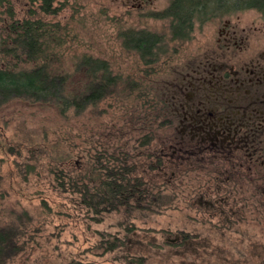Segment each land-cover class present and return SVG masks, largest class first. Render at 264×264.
<instances>
[{
	"label": "trees",
	"instance_id": "1",
	"mask_svg": "<svg viewBox=\"0 0 264 264\" xmlns=\"http://www.w3.org/2000/svg\"><path fill=\"white\" fill-rule=\"evenodd\" d=\"M214 8L222 13L256 8L264 15V0H175L159 16H171L172 38L182 39L191 31L192 15L210 14ZM12 17L0 21L10 24ZM36 24L23 21L13 32L6 30L0 40V105L13 99L32 102L50 107L59 120L56 127H49L54 132L50 140L44 134L29 142L30 154H24V147L18 149L21 154H9L14 166L8 180L19 198L13 206L0 205V264L37 245L39 232L52 224L58 228L57 218L86 228L111 219L116 234L97 228L95 242L85 235L74 251L60 252L59 243L51 246L60 264H94L87 258L90 253L120 249L124 242L120 232L142 227L152 214H164L173 205L174 190L146 180L142 168L166 170L171 157L164 153H170L174 137L164 138L154 149L152 143L160 131L178 127L185 95L168 84L157 87L151 79L149 67L163 47V38L156 33L124 32V46L136 51L147 66L144 77L131 79L115 73L108 60L88 53L73 65H57L49 48L59 45L60 31ZM128 99L136 109L111 118L112 107L120 104L118 110L125 111L122 103ZM139 111L145 115H136ZM24 184L32 185L31 191H25ZM55 233L61 236L60 231ZM181 237L182 242L192 239L187 233ZM118 260L120 264L145 261L132 254Z\"/></svg>",
	"mask_w": 264,
	"mask_h": 264
},
{
	"label": "rangeland",
	"instance_id": "2",
	"mask_svg": "<svg viewBox=\"0 0 264 264\" xmlns=\"http://www.w3.org/2000/svg\"><path fill=\"white\" fill-rule=\"evenodd\" d=\"M170 2L155 0L154 6L162 11ZM64 6V11L58 16L36 15L44 20L45 16L47 20L49 18L48 22L50 25L54 23V29L59 28L57 20L63 22L59 28L61 30L58 29L63 33L59 45L49 48L57 65H73L83 53H88L108 60L113 71L123 77L141 79L147 66L136 51L124 46V32L143 29L163 38V47L149 67L154 85L160 87L168 84L171 90L187 87L184 95L195 101L207 96L214 98V90L223 93L226 90L223 87L237 91L235 85H222L218 76L224 74L225 78L235 77L233 71L241 62L249 61L254 55L264 54V15L257 9H246L204 24L198 23L186 37L174 39L169 19L157 17L154 13L139 14L129 0H65ZM3 17L0 14V19ZM225 24H229L227 31L233 37L220 36ZM232 38L237 40V44L231 42L227 45ZM231 91L223 94L227 106L225 112L243 113L234 111L228 104L233 98ZM133 104L129 99L122 103L125 111L118 110L120 104L113 106L111 118L117 119L124 112L136 109ZM136 104L141 106L140 103ZM210 107L215 108V105L211 104ZM136 115L145 114L139 111ZM57 120L59 116H55L53 109L32 102L13 99L0 105V175H3L0 178V186L3 187L0 205L13 206L19 198L8 180L14 166V157L9 154H21L18 149L22 147L24 154H30L29 142L44 134H49L50 140L54 132L49 127H56ZM93 127L96 128L97 123ZM175 128L160 131L152 148L159 147L166 137L176 138L179 130ZM178 128L183 129L182 126ZM184 138L190 145L193 143L186 134ZM169 157L171 159L166 170L146 169L144 166L142 169L146 180L152 184L159 186L164 183L163 188L174 190V203L168 206L171 208L161 215L152 214L146 224L134 228L128 234L120 232L124 240L120 249L106 254L95 250L89 254L88 260L94 264H120V257L132 254L143 257V264H264V191L242 186L239 191H235L237 195L234 198L239 203L234 206L237 211L235 216H231L228 221L226 216L218 213L213 222L206 225L201 196L206 193L208 184L201 157L196 161L179 159L171 154ZM24 186L25 191H31L32 185ZM224 191H220V194H224ZM209 192V196L217 193L214 187ZM23 204L27 205V201H23ZM111 222L108 219L104 224H93L86 228L83 225L75 226L66 218H57L54 223L59 224L58 228L52 224L39 232L37 245H30L7 264H60L51 247L53 244L59 243L60 252L74 251L85 235L93 239L90 242H95L97 228H105L116 234ZM54 231H60L61 236H57ZM185 233L192 237L190 242L181 241ZM205 255L211 257L207 259Z\"/></svg>",
	"mask_w": 264,
	"mask_h": 264
},
{
	"label": "flooded vegetation",
	"instance_id": "3",
	"mask_svg": "<svg viewBox=\"0 0 264 264\" xmlns=\"http://www.w3.org/2000/svg\"><path fill=\"white\" fill-rule=\"evenodd\" d=\"M129 1L133 2L139 14L154 13L160 17L159 15L167 11L175 0H171L170 5L162 11L155 8V0ZM64 5L65 0H0V11H2L0 14L6 13L4 14L5 20L8 15L13 14L14 22L12 23L11 19V23L8 22L10 24L0 21V40L3 33L6 34V30L13 32V28L21 27L23 21L44 23L43 27L48 30L54 23L50 25L49 18L47 20L46 16L62 14L65 9ZM246 9L256 8H235L228 13H222V9L214 8L213 13L210 14L203 12L205 14L192 15L189 19L191 21L189 26L193 30L198 23L204 24L214 18ZM39 13L46 15L45 20L36 16ZM162 18L169 19L171 28L173 18L171 16ZM56 22L57 27L60 28L63 22L61 20ZM26 23V26L31 27L32 23ZM39 24H36V27H39ZM228 27L229 24L224 25L220 36L233 37L227 31ZM59 36L62 39L63 33H58ZM231 42L237 44V40L232 38L227 45L232 44ZM233 73L235 77L225 78L226 75L223 74L218 76V81L222 85H235L238 89L235 92L223 87L226 89L223 93L214 90L212 94L214 98L207 96L199 101L185 96L179 108L183 118L178 127L182 126L183 129L177 127L179 130L177 134L180 137L177 135L173 139V143L170 144V153H164L185 160L196 161L201 157L200 161L206 170L208 184L206 193L201 196L206 214V225L213 222V218L218 213L226 216L228 221L231 216H235L237 211L234 206L239 204L234 198L237 195L235 191H239L242 186L264 191V54L254 55L249 61L241 62ZM227 79L231 80L226 82ZM186 89L187 87H181L174 91L179 90L186 94ZM227 91H231L233 95L232 101L228 104L234 111L243 113L225 112L227 106L223 94ZM211 104L215 105V108L210 107ZM184 134L189 137L190 142H193L191 145L184 138ZM212 187L217 193L209 196V190ZM223 190H225L224 194H220ZM230 197L234 199L230 200ZM205 257L208 259L211 256L205 255Z\"/></svg>",
	"mask_w": 264,
	"mask_h": 264
}]
</instances>
